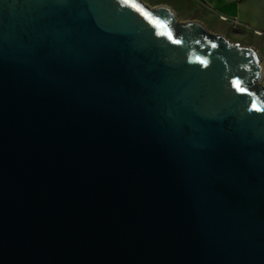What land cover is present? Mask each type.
I'll use <instances>...</instances> for the list:
<instances>
[{
	"label": "water",
	"instance_id": "95a60500",
	"mask_svg": "<svg viewBox=\"0 0 264 264\" xmlns=\"http://www.w3.org/2000/svg\"><path fill=\"white\" fill-rule=\"evenodd\" d=\"M258 52L141 0H0V264H264Z\"/></svg>",
	"mask_w": 264,
	"mask_h": 264
},
{
	"label": "rangeland",
	"instance_id": "374dc122",
	"mask_svg": "<svg viewBox=\"0 0 264 264\" xmlns=\"http://www.w3.org/2000/svg\"><path fill=\"white\" fill-rule=\"evenodd\" d=\"M149 8L168 6L179 21L197 20L211 33L221 35L231 43L254 48L260 57L264 92V0H242L241 12L250 27L235 18L220 14L215 3L206 0H141Z\"/></svg>",
	"mask_w": 264,
	"mask_h": 264
},
{
	"label": "crops",
	"instance_id": "0c3cea01",
	"mask_svg": "<svg viewBox=\"0 0 264 264\" xmlns=\"http://www.w3.org/2000/svg\"><path fill=\"white\" fill-rule=\"evenodd\" d=\"M204 1V0H203ZM215 3V8L220 14L235 18L239 23L250 27L249 20L242 15L241 3L242 0H206Z\"/></svg>",
	"mask_w": 264,
	"mask_h": 264
}]
</instances>
